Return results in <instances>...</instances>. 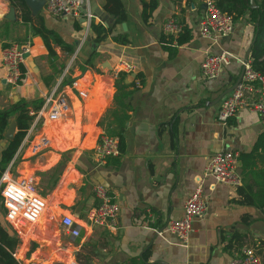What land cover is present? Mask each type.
<instances>
[{
    "label": "crops",
    "instance_id": "crops-1",
    "mask_svg": "<svg viewBox=\"0 0 264 264\" xmlns=\"http://www.w3.org/2000/svg\"><path fill=\"white\" fill-rule=\"evenodd\" d=\"M93 1L104 15H95L89 0L91 23L112 27L100 43L92 40L90 28L86 31L81 11L78 17L51 16L34 0L27 5L30 20L23 22L19 10L0 0V51L5 43L31 40L23 83L7 84L0 63V110L19 100L42 101L3 170L11 164L12 177L31 179L44 201L39 219L18 233L5 218L0 195V223L17 239L15 259L20 264H229L243 245L253 246L264 259V205L241 202L238 186L204 175L216 151L230 150L237 153L240 184L257 189L251 171L261 168L255 154L263 151L254 150V144L264 132V115L241 109L226 124L216 120L221 103L216 98L241 72L254 35L252 24L236 21L229 35L213 43L198 33L203 0H155L147 22L141 18V0H120L126 15L120 22L105 12L104 0ZM171 16L188 29V41L176 44L163 33L162 23ZM41 24L73 47L67 53L51 43L56 62L62 64L58 72H53L40 36L33 33ZM118 35L127 42H115L112 37ZM162 37L172 39L174 53ZM221 52L230 54L228 63L215 79H205L203 57ZM120 61L132 69L115 73ZM121 72L124 86L117 89ZM72 77L85 91L83 97L68 86ZM55 87L68 108L50 118L44 98ZM13 122L16 133L15 115L4 132ZM116 131L121 134L119 154L97 165L92 157L97 140L103 134L117 137ZM8 141L4 136L0 140V159ZM95 185L105 187L119 206L113 230L89 223V212L98 203ZM198 185L207 207L193 221L186 243L167 232L156 234L154 228L182 216L184 201ZM63 216L79 227L78 237L71 238L62 227ZM234 234L241 236L238 242ZM229 239L233 246L226 249Z\"/></svg>",
    "mask_w": 264,
    "mask_h": 264
},
{
    "label": "built area",
    "instance_id": "built-area-1",
    "mask_svg": "<svg viewBox=\"0 0 264 264\" xmlns=\"http://www.w3.org/2000/svg\"><path fill=\"white\" fill-rule=\"evenodd\" d=\"M43 12L51 15H70L78 17L80 7L84 8L85 29L89 30L94 17L89 8V0H43ZM203 13L198 22V33L201 37L208 38L211 42H217L232 32L233 21L229 15L222 12L215 4V0H203ZM183 25L176 16L167 18L162 23V31L166 35L176 38L182 31ZM175 43V41H174ZM31 49L29 37L20 42H8L0 51V63L3 69V79L9 85L15 86L25 81V73L22 72L24 57ZM230 54L221 52L219 54H206L201 61V72L205 79H215L222 66L228 63ZM243 73L240 81L226 94L216 112V120L226 124L239 110L245 109L252 113L264 115V75L255 71L251 66V60L242 61ZM132 69L130 63L120 61L115 68V73L120 70ZM64 78L61 75L59 82ZM68 86L83 97L85 91L79 89L77 81L72 77ZM57 87L44 98L49 105L48 117L56 118L68 108L64 95ZM33 117L36 112L30 111ZM119 154V139L116 136L103 134L97 140L92 152V157L97 165L104 163L108 158ZM237 153L220 149L216 151L207 162L204 175L212 176L215 181L232 187L240 185V177L236 171ZM11 164L0 175V195L5 209L6 220L18 233L23 228L29 229L40 217L44 201L35 188L31 179H19L11 176ZM93 193L98 200L97 205L89 212L88 220L91 225L102 226L108 230L117 227V216L119 206L109 191L101 186L95 185ZM207 203L198 185L187 197L183 204V213L180 218L169 220L162 228H154L156 234L162 236L165 232L173 235L184 245L193 231L192 223L201 218L206 211ZM151 220V218H150ZM61 225L70 235L76 238L80 235L79 227L74 226V221L69 216L61 218ZM229 264H264V259L257 253L253 246L243 245L235 250L229 260Z\"/></svg>",
    "mask_w": 264,
    "mask_h": 264
},
{
    "label": "trees",
    "instance_id": "trees-1",
    "mask_svg": "<svg viewBox=\"0 0 264 264\" xmlns=\"http://www.w3.org/2000/svg\"><path fill=\"white\" fill-rule=\"evenodd\" d=\"M13 8L19 10L20 16L23 22L30 20L28 7L25 4V0H5ZM255 6L250 4L249 0H215L216 6L224 13L229 15L234 22L241 19H246L252 24L253 34H256V38L250 48V60L252 68L264 75V0H254ZM156 6L155 0H141V18L144 22H147L151 17L152 11ZM103 9L108 14L115 18V22L123 21L126 17L123 4L120 0H104ZM257 23V25H255ZM74 27L78 29L77 21L74 22ZM112 27H105L100 23H91L90 31L93 34L92 40L96 43H100L105 40L107 35L111 32ZM188 29L185 27L174 39L176 44H182L189 39ZM33 33L40 36L43 44L47 50V59L51 63L53 72H58L62 68V64L56 62V54L52 49L51 43H56L62 49H65L67 53H72L73 47L70 45L65 46L60 36L51 29L46 28L44 25L33 28ZM112 39L120 44H125L127 40L125 37L118 35L113 36ZM162 43L168 44L167 50L170 53H174V50L170 46L172 39L165 40L161 38ZM86 64H90L86 63ZM22 72L24 69L21 67ZM124 72L119 73V80L116 82L117 89L122 88L124 85L122 80L124 79ZM41 100L25 101L19 100L6 109L0 110V140L3 138V132L7 127L9 118L15 115L16 133L12 140H9L5 148L2 150L0 159V175L5 169L6 165L12 159L16 149L18 148L21 140L23 139L26 131L30 125V122L34 118L30 114V111L36 112L41 106ZM117 137L120 138L121 134L116 131ZM120 145V142H119ZM261 149L262 155L255 154V157H259V163L261 168L257 171H251L254 177V184L257 186L255 191L252 187L246 184H240L237 187V194L240 197V201L244 203L254 204L257 206L264 205V132L261 133L255 144L254 150ZM243 180H241L242 182ZM241 236L233 235V241L236 239L238 242ZM232 239H229L226 244V249H230L233 246ZM17 239L13 236L8 229L3 227L0 223V264H20L14 257V248L16 246ZM236 246H241L240 243Z\"/></svg>",
    "mask_w": 264,
    "mask_h": 264
},
{
    "label": "water",
    "instance_id": "water-1",
    "mask_svg": "<svg viewBox=\"0 0 264 264\" xmlns=\"http://www.w3.org/2000/svg\"><path fill=\"white\" fill-rule=\"evenodd\" d=\"M33 1H34V0H25V4H26V6H27V5L32 6V5H33ZM249 1H250V4H251L252 6H255V1H254V0H249ZM40 3H41V5L43 6L44 1H43V0H40ZM90 3H91V5H93V6H92V11H93V13H94L95 15H97V16H103V15H104V12H102L101 10H99V9L96 8L95 3H94L93 0H90ZM80 11H81L82 13H84L85 10H84V8H83V5L80 7ZM255 25H257V23H255ZM255 38H256V34H254L253 37H252V40H251L250 46H249V48L247 49V51H246V53H245L244 61H246V60L248 59V57H249V54H250V48H251V45L253 44ZM242 73H243V66H242L241 72L239 73V76H238L237 80L234 82V84H233L230 88H228V89H226V90H223V91H221V92L218 94V96H217V98H216V101H217V102H218V101H221V100L223 99V97H224L226 94H228V93H229V92L235 87V85L240 81L241 76H242ZM14 126H15V123H14V122H13V123H10V124L8 125V128L6 129V131L3 133V136H4L7 140H12V139H13V137H14V134H13Z\"/></svg>",
    "mask_w": 264,
    "mask_h": 264
}]
</instances>
